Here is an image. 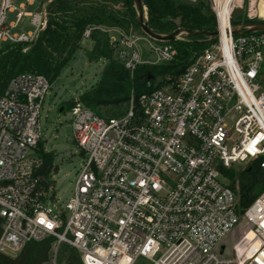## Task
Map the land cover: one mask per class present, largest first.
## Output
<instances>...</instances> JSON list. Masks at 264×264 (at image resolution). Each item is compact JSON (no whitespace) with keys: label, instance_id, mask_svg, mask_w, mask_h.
<instances>
[{"label":"built area","instance_id":"2783aa9c","mask_svg":"<svg viewBox=\"0 0 264 264\" xmlns=\"http://www.w3.org/2000/svg\"><path fill=\"white\" fill-rule=\"evenodd\" d=\"M34 1L16 8L0 0V45L36 40L47 14L26 10ZM176 1L207 5L217 30L213 44L174 83L139 96L136 105L131 96L123 115L71 108L72 139L85 159L64 203L53 176L39 173L35 153L50 84L32 73L8 81L0 95L1 254L14 257L28 243L52 238L45 264H59L61 245L81 264H264V190L239 208L222 172L251 163L264 172V32L233 36L231 23L243 7L248 22L264 20L258 0ZM23 18L33 31L20 30ZM94 30L101 29L88 27L83 38ZM113 32L130 74L175 59L168 43ZM141 40L152 60L141 58ZM237 229L228 249L223 241Z\"/></svg>","mask_w":264,"mask_h":264},{"label":"trees","instance_id":"16d2710c","mask_svg":"<svg viewBox=\"0 0 264 264\" xmlns=\"http://www.w3.org/2000/svg\"><path fill=\"white\" fill-rule=\"evenodd\" d=\"M141 2L146 7L147 27L155 33L169 34L178 28L213 32L216 28L214 18L203 2L195 5L176 0ZM116 4H121L123 12L113 9ZM45 11V26L33 43L0 45V95L8 81L20 73L41 75L50 85L54 83L71 56L76 51L83 50L80 43L83 32L88 27L123 28L127 23L125 20L129 19L128 23L139 29L132 0H52ZM247 22L244 16L241 22L231 20L233 26ZM104 36L99 30L92 31L89 40L93 46L89 51L83 50L89 61L99 58L106 61L100 79L76 101L67 103L68 112L75 104H80L102 118H108L103 114L108 115L112 111H120L118 116L123 115L131 96L136 105L139 96L149 94L163 84L174 83L184 72L189 60L214 42V39L200 35L177 39L168 43L176 51L174 61L168 64L138 66L130 74L118 59L112 58L107 37ZM157 78H160V82L155 87ZM35 153L42 160L39 173L47 179L55 175L56 168L53 171L51 169L52 155L42 149L37 151L36 148ZM229 180L233 181V178L229 176ZM236 187L238 207L245 208L264 190V172L256 163L249 164L238 172ZM53 241L54 239L47 238L28 243L14 257L0 253V264H45ZM58 263L81 264L77 252L66 245L59 248Z\"/></svg>","mask_w":264,"mask_h":264},{"label":"rangeland","instance_id":"374dc122","mask_svg":"<svg viewBox=\"0 0 264 264\" xmlns=\"http://www.w3.org/2000/svg\"><path fill=\"white\" fill-rule=\"evenodd\" d=\"M14 7H18L20 3H25V0H11ZM92 1V0H84ZM49 4V0H35L33 5L28 6L26 10L39 12L46 9ZM112 5V4H111ZM146 8V7H145ZM113 9L123 12L121 4H116ZM245 7L241 10H237L233 13L232 18L238 22H241L245 15ZM146 20H147V12ZM9 20H14V14L8 15ZM232 19V20H233ZM125 27L123 28H100L104 37H107L108 48L112 51V58L118 59L117 52L114 49V44L111 43V39L118 40V35L113 30H120L121 33L127 36H137L142 38H148L140 29H135L129 22V19L125 20ZM33 31V27L28 24V19L23 18L21 21L20 30ZM186 35L179 36V39H184ZM212 45V44H211ZM80 46L83 50L89 51L93 43L89 39L83 38ZM119 48V47H118ZM117 48V49H118ZM138 48L140 50L141 58L143 60H152V55L148 52L147 43L145 41L138 42ZM83 50L76 51L62 69L60 75L54 83L50 85V89L45 96L43 105L40 111V127L42 130L41 141L36 145L37 151L42 149L44 152L52 155L51 169L53 171L56 168L57 173L53 175L55 184L56 196L60 203L66 202L73 193L75 180L80 172L82 161L85 159L84 154L76 146L72 139L70 129V114L67 103L76 101L78 97L85 91L94 87L101 76V72L106 65V61L99 58L96 60H88L83 53ZM143 66V65H141ZM262 83L264 84V63L261 67ZM160 82V78H157L154 86L156 87ZM165 87V84L160 88ZM78 103V102H75ZM120 114V111H112L106 117H116ZM248 166V165H247ZM246 167V166H245ZM245 167H232L226 169L223 172L225 183L234 192L237 197L236 181L238 179V172ZM229 176L233 178V181L229 180ZM240 232L237 229L233 234H229L223 241L225 246L229 249L230 243L235 235ZM252 235H248L245 242L251 240ZM142 261V260H141Z\"/></svg>","mask_w":264,"mask_h":264},{"label":"water","instance_id":"95a60500","mask_svg":"<svg viewBox=\"0 0 264 264\" xmlns=\"http://www.w3.org/2000/svg\"><path fill=\"white\" fill-rule=\"evenodd\" d=\"M133 8L135 11V20L136 23L141 30V32L147 36L149 39L157 42V43H171L179 39V36H195L200 35L207 39H214L217 36V30L213 32H205V31H194L188 30L184 28H178L175 31L169 34H158L151 31L146 24V13L145 6H143L141 0H132ZM255 32H264V20H258L254 22L243 23L237 26H233L232 35L239 36L247 33H255Z\"/></svg>","mask_w":264,"mask_h":264},{"label":"bare ground","instance_id":"6f19581e","mask_svg":"<svg viewBox=\"0 0 264 264\" xmlns=\"http://www.w3.org/2000/svg\"><path fill=\"white\" fill-rule=\"evenodd\" d=\"M256 7L260 18L264 19V0H258Z\"/></svg>","mask_w":264,"mask_h":264},{"label":"crops","instance_id":"0c3cea01","mask_svg":"<svg viewBox=\"0 0 264 264\" xmlns=\"http://www.w3.org/2000/svg\"><path fill=\"white\" fill-rule=\"evenodd\" d=\"M260 78H261V80H262V73H261V77H260Z\"/></svg>","mask_w":264,"mask_h":264}]
</instances>
